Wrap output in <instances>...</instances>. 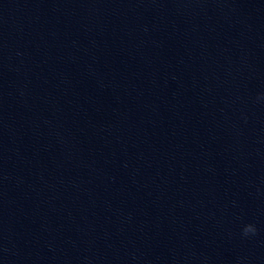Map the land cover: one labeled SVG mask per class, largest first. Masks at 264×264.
Masks as SVG:
<instances>
[{
  "label": "water",
  "instance_id": "water-1",
  "mask_svg": "<svg viewBox=\"0 0 264 264\" xmlns=\"http://www.w3.org/2000/svg\"><path fill=\"white\" fill-rule=\"evenodd\" d=\"M0 264H264V0H0Z\"/></svg>",
  "mask_w": 264,
  "mask_h": 264
},
{
  "label": "clouds",
  "instance_id": "clouds-1",
  "mask_svg": "<svg viewBox=\"0 0 264 264\" xmlns=\"http://www.w3.org/2000/svg\"><path fill=\"white\" fill-rule=\"evenodd\" d=\"M243 235L248 236L249 234H255L257 232V229L254 224L249 223L244 225L243 227Z\"/></svg>",
  "mask_w": 264,
  "mask_h": 264
}]
</instances>
